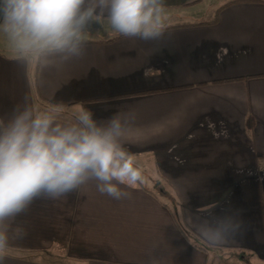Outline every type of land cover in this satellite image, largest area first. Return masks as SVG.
<instances>
[{
	"label": "crops",
	"instance_id": "1",
	"mask_svg": "<svg viewBox=\"0 0 264 264\" xmlns=\"http://www.w3.org/2000/svg\"><path fill=\"white\" fill-rule=\"evenodd\" d=\"M162 18L152 40L93 22L80 58L0 50V117L25 97L61 120L133 111L142 174L121 200L94 181L37 199L0 264H264V0H163Z\"/></svg>",
	"mask_w": 264,
	"mask_h": 264
},
{
	"label": "clouds",
	"instance_id": "2",
	"mask_svg": "<svg viewBox=\"0 0 264 264\" xmlns=\"http://www.w3.org/2000/svg\"><path fill=\"white\" fill-rule=\"evenodd\" d=\"M163 0H0V28L23 50L85 54L87 29L106 23L126 38L152 40L164 31ZM61 106L38 110L25 97L0 117V253L9 247V225L37 199L58 200L89 182L114 200L129 198L124 186L142 181L124 138L135 130L133 111L98 121L87 108L71 120ZM239 216V211L236 212ZM238 220L234 230L240 231ZM25 229H17L23 238Z\"/></svg>",
	"mask_w": 264,
	"mask_h": 264
},
{
	"label": "rangeland",
	"instance_id": "3",
	"mask_svg": "<svg viewBox=\"0 0 264 264\" xmlns=\"http://www.w3.org/2000/svg\"><path fill=\"white\" fill-rule=\"evenodd\" d=\"M225 1L226 0H216V4H219L220 2L225 3ZM4 33H8V32H6L2 28H0V50L9 53L10 52L9 47H13L14 49H16L17 47L20 48L14 39H12L11 37L6 38ZM21 50L22 49H18L17 51H21ZM43 255H46V254L44 253Z\"/></svg>",
	"mask_w": 264,
	"mask_h": 264
},
{
	"label": "trees",
	"instance_id": "4",
	"mask_svg": "<svg viewBox=\"0 0 264 264\" xmlns=\"http://www.w3.org/2000/svg\"><path fill=\"white\" fill-rule=\"evenodd\" d=\"M114 40V39H113Z\"/></svg>",
	"mask_w": 264,
	"mask_h": 264
}]
</instances>
